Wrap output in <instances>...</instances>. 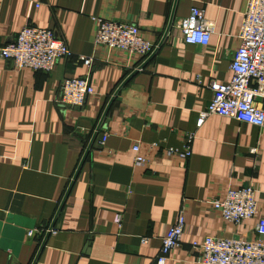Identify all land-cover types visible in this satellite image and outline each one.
Returning <instances> with one entry per match:
<instances>
[{
	"label": "crops",
	"instance_id": "crops-1",
	"mask_svg": "<svg viewBox=\"0 0 264 264\" xmlns=\"http://www.w3.org/2000/svg\"><path fill=\"white\" fill-rule=\"evenodd\" d=\"M246 3L177 1L161 47L114 98L35 264H154L180 213L183 245L167 264H197L199 251L190 243L207 236L254 238L263 214L264 128L215 115L197 127L213 98L210 82L231 79ZM173 4L0 0V47L38 27L53 31L72 53L51 73L0 60V264L33 263L110 99L146 61L95 46L91 18L136 26L157 47ZM192 8L214 24L207 47L184 44L176 27ZM80 57L92 58L91 67ZM85 77L95 93L83 107L56 104L65 80ZM190 133L186 162L165 155ZM135 145L145 168L133 163ZM247 186L256 192V217L237 226L225 222L211 202Z\"/></svg>",
	"mask_w": 264,
	"mask_h": 264
},
{
	"label": "built area",
	"instance_id": "built-area-1",
	"mask_svg": "<svg viewBox=\"0 0 264 264\" xmlns=\"http://www.w3.org/2000/svg\"><path fill=\"white\" fill-rule=\"evenodd\" d=\"M91 20L97 47L123 52L130 59L139 60L140 64L156 48L136 26L102 17ZM176 27L186 45L207 47L214 34V24L197 8H192ZM238 39L239 47L230 64L231 79L226 84L210 82L213 98L198 119L197 127L202 126L206 117L215 115L264 128V0H247ZM71 56V51L53 31L38 27L22 29L12 43L0 47V60L11 63L17 70L32 72L51 73L57 62ZM79 60L88 68L93 63L92 58L80 57ZM94 93L88 78L68 79L61 85L55 102L69 109L81 108ZM193 140L194 134H187L180 149L168 148L165 155L177 156L186 162L192 155ZM132 152L134 165L145 168L147 162L139 154V147L133 146ZM255 193L250 186L229 190L222 200L211 202V206L225 222L237 226L256 217L259 208ZM185 224V216L180 213L162 238L154 264H167L170 254L183 245ZM141 241L147 244L148 240L142 238ZM190 246L199 251L197 264H264V203L252 240L207 236L192 241Z\"/></svg>",
	"mask_w": 264,
	"mask_h": 264
},
{
	"label": "water",
	"instance_id": "water-1",
	"mask_svg": "<svg viewBox=\"0 0 264 264\" xmlns=\"http://www.w3.org/2000/svg\"><path fill=\"white\" fill-rule=\"evenodd\" d=\"M177 1H178V0H174L173 9H172V12H171V16H170V19H169V22H168V25H167V28H166L165 34H164L162 40L160 41V43H159V44L157 45V47L155 48L154 52L150 55V57H149V58H148L143 64H141V66L138 67L137 70H135L134 72H132V73L128 76V78H127V79H126V80H125V81L119 86V88L116 90V92L114 93V95H113L112 98L110 99V101H109V103H108V105H107V107H106V109H105V111H104V113H103V115H102V117H101V119H100V121H99L97 127H96V130L94 131V133H93V135H92V137H91V140H90L89 145H88V147H87V149H86V151H85V153H84V155H83V158H82V160H81V162H80V164H79V166H78V168H77V170H76V172H75V174H74V176H73L72 182H71V184L69 185V187H68V189H67V192L65 193V196H64V198H63V200H62V202H61V204H60V206H59V209H58V211H57V213H56V216H55V218H54V220H53V222H52V224H51V226H50V228H49V231H48V233L46 234V237L44 238V240H43V242H42V244H41V246H40V249H39V251H38V253H37V255H36V257H35V259H34V261H33L32 264H35V263H36L37 258H38V256H39L41 250L43 249V247H44V245H45V242H46V240H47V237H48L50 231H51L52 228H53V225H54L55 219H56L57 215L59 214V211L61 210V207H62V205H63V203H64V201H65V198H66V196H67V194H68V192H69V190H70V188H71V185H72L73 181H74L75 178L77 177V174H78V172H79V170H80V168H81L83 162L85 161V159H86V157H87V155H88V153H89L91 147L93 146V144H94V142H95L96 136H97L99 130L101 129L102 125H103V121H104V119H105V117H106V115H107V113H108V111H109V108L111 107V105H112V103H113L114 98L118 95V93H119L120 90L123 88V86H124V85H125V84H126V83H127V82H128V81H129V80H130V79H131V78H132V77H133L138 71L142 70V69H143V68H144V67H145V66L151 61V59L155 56V54L157 53V51H158L159 48L161 47L162 43H163L164 40L166 39V37H167V35H168L170 29L172 28V25H173V20H174L175 8H176V5H177Z\"/></svg>",
	"mask_w": 264,
	"mask_h": 264
}]
</instances>
